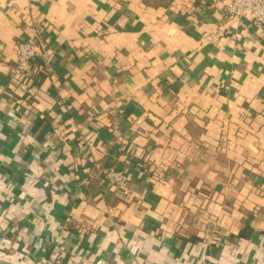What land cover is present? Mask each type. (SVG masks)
I'll return each instance as SVG.
<instances>
[{
    "label": "crops",
    "instance_id": "1",
    "mask_svg": "<svg viewBox=\"0 0 264 264\" xmlns=\"http://www.w3.org/2000/svg\"><path fill=\"white\" fill-rule=\"evenodd\" d=\"M226 1L0 0V264H264V24Z\"/></svg>",
    "mask_w": 264,
    "mask_h": 264
},
{
    "label": "built area",
    "instance_id": "2",
    "mask_svg": "<svg viewBox=\"0 0 264 264\" xmlns=\"http://www.w3.org/2000/svg\"><path fill=\"white\" fill-rule=\"evenodd\" d=\"M225 16L228 18L248 17L258 27L264 24V0H227L223 3ZM15 57L10 68L12 77L23 73L33 75V67L46 52V42L42 28L33 21L32 32L27 38L18 37L14 43ZM105 178L116 188L122 189L128 183V174L123 169L109 165L103 170ZM42 264H59L57 259L48 254Z\"/></svg>",
    "mask_w": 264,
    "mask_h": 264
},
{
    "label": "trees",
    "instance_id": "3",
    "mask_svg": "<svg viewBox=\"0 0 264 264\" xmlns=\"http://www.w3.org/2000/svg\"><path fill=\"white\" fill-rule=\"evenodd\" d=\"M242 234H244V230H243V229L241 230V235H242Z\"/></svg>",
    "mask_w": 264,
    "mask_h": 264
}]
</instances>
